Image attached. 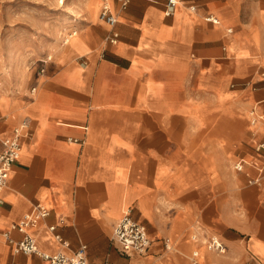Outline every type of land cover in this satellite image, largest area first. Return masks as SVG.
Listing matches in <instances>:
<instances>
[{
	"label": "crops",
	"instance_id": "1",
	"mask_svg": "<svg viewBox=\"0 0 264 264\" xmlns=\"http://www.w3.org/2000/svg\"><path fill=\"white\" fill-rule=\"evenodd\" d=\"M110 1L114 28L99 1L34 96L0 98V150L31 120L1 194L0 264H49L4 236L39 203L51 213L30 233L50 254L86 245L94 264H192L198 250V264H264V0H179L170 17L166 0ZM127 210L148 228L146 255L112 239ZM211 234L225 254L203 244Z\"/></svg>",
	"mask_w": 264,
	"mask_h": 264
},
{
	"label": "built area",
	"instance_id": "2",
	"mask_svg": "<svg viewBox=\"0 0 264 264\" xmlns=\"http://www.w3.org/2000/svg\"><path fill=\"white\" fill-rule=\"evenodd\" d=\"M103 2L102 10L100 13V20L114 28L118 23L117 16L112 12L111 1L101 0ZM130 0H121V7L126 8ZM179 0H166L165 2V15L170 17L174 14L175 10L179 6ZM207 20L217 23L218 20L213 17L207 18ZM231 32V30H229ZM76 35L74 32L72 35ZM119 35L113 33L108 40L116 44L118 42ZM69 40H65V44H68ZM52 60L49 56L44 62V65ZM44 65L41 72L44 71ZM37 92V88L33 87L30 91L31 95L34 96ZM1 119V114H0ZM31 120L26 117L20 126L15 128L12 136L5 138L2 141V149L0 150V203L1 194L7 187L12 167L18 162L23 139L31 136L30 131ZM257 154L264 158V143H260L256 148ZM244 159H240L235 163L234 168L237 172H244L246 165ZM260 179H251V184H260ZM50 210L43 204H36L33 211L27 214L20 222L13 224L10 230L4 233L7 242L12 245L15 253H23L26 255H36L44 260L48 261L49 264H94L89 261L87 256V246L83 245L79 250L72 254L64 252H57L50 254L44 252L38 245L36 237L30 233V228L39 224L43 219L50 216ZM50 230L55 233L56 226H50ZM17 231L21 234V238L16 240L12 237V232ZM56 239L59 240L65 247H69V243L66 242L60 234L55 233ZM112 239L119 245L120 250L123 254L128 257L133 255H146L151 247L152 241L149 236L148 228L136 221L131 213V210H127L123 216L116 222L113 227ZM192 240L196 243L200 241L197 234L192 236ZM203 244L206 245L210 250L215 251L219 254L226 253V247L224 243L216 236L209 235L203 240ZM167 249H171V241L165 240ZM199 251L195 250L192 254V264H198ZM241 264H261V262L251 256L247 261Z\"/></svg>",
	"mask_w": 264,
	"mask_h": 264
},
{
	"label": "rangeland",
	"instance_id": "3",
	"mask_svg": "<svg viewBox=\"0 0 264 264\" xmlns=\"http://www.w3.org/2000/svg\"><path fill=\"white\" fill-rule=\"evenodd\" d=\"M78 1L0 0V98L30 93L47 58L80 31L86 12H74Z\"/></svg>",
	"mask_w": 264,
	"mask_h": 264
},
{
	"label": "bare ground",
	"instance_id": "4",
	"mask_svg": "<svg viewBox=\"0 0 264 264\" xmlns=\"http://www.w3.org/2000/svg\"><path fill=\"white\" fill-rule=\"evenodd\" d=\"M99 1L101 2V7H102L103 2L101 0H99ZM60 3L65 5V0H60ZM96 9H97V3L95 1H93V0H79L77 7L74 8V12H76V13H80L82 11L94 12V11H96ZM76 34H77V32H76ZM73 36H75V34L74 35L69 34L65 40H70ZM64 44H65V41H64Z\"/></svg>",
	"mask_w": 264,
	"mask_h": 264
}]
</instances>
